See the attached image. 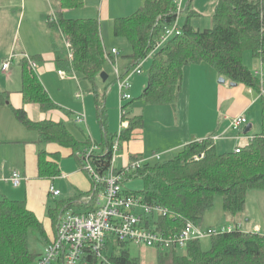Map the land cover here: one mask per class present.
Instances as JSON below:
<instances>
[{
    "label": "trees",
    "instance_id": "1",
    "mask_svg": "<svg viewBox=\"0 0 264 264\" xmlns=\"http://www.w3.org/2000/svg\"><path fill=\"white\" fill-rule=\"evenodd\" d=\"M83 8L84 0L54 1L55 20L51 21L48 16L47 26L57 69L75 75L78 82L88 84L89 92L93 94L103 131L99 145L89 137L76 140L62 122H33L28 118L25 105H35L44 113L59 109L30 65L31 61L36 62V57L23 56L18 61L21 68L19 94L23 105L12 111L17 122L38 134L37 143L67 147L80 164L86 149L92 145L101 148L100 154L92 153L90 164L97 174L104 175L111 166L114 141L120 150L133 140L143 129V117L129 115L126 110L128 104H122L120 119L128 126L119 137L107 134L104 99L99 96L97 86L107 61V52L98 20L70 17L73 11ZM181 13H178L176 0H145L129 16L114 20V36L125 38L131 48L122 76L151 55L148 84L140 99L153 106H169L177 102L185 67L207 65L230 84L243 85L257 94L261 121L260 131L252 135L247 145L239 148V153L218 152L214 138L210 136L185 145L175 157L164 162L151 164L147 159L131 156L127 166L115 168L116 173L122 174L121 185L125 195L139 197L144 204L162 210L154 223L156 230L164 236L179 234L187 223L201 229L203 217L212 208L217 195L222 197L224 213L236 217L245 214L249 192L264 191V94L261 93L259 78L242 62L243 53L250 51L264 65V0H217L213 26L203 31L192 28L190 19L197 14L187 11L185 23L178 26L181 34L154 50L165 29L173 25ZM8 101L9 93L0 92V108L9 105ZM46 155L45 151L38 153L37 172L42 179L56 177L59 173L58 156L47 160ZM137 161L141 162L137 168L126 171ZM131 180H140L141 190L124 189V184ZM87 195H79L78 198ZM54 202L56 206L48 208V216L55 232L66 210L91 208L80 205L75 199ZM88 202H92L91 199ZM210 239L211 248L207 251L202 249L200 240L188 242L182 255L176 254L173 248L166 252L158 251V264H264V234L244 232L238 223L232 226L231 231ZM36 241L43 248L52 242L45 237L41 222L26 208L25 202L1 198L0 264H34L42 251L35 247ZM113 246L115 248L116 245ZM106 250L107 254L108 246ZM107 258L111 264H138L126 251L118 254L111 251ZM85 262L97 264L90 256Z\"/></svg>",
    "mask_w": 264,
    "mask_h": 264
},
{
    "label": "rangeland",
    "instance_id": "2",
    "mask_svg": "<svg viewBox=\"0 0 264 264\" xmlns=\"http://www.w3.org/2000/svg\"><path fill=\"white\" fill-rule=\"evenodd\" d=\"M27 1L28 2L25 3L26 8L23 12L25 15L23 16L24 19L21 22V26L17 21L14 24V31L17 34L19 31L22 38L25 37L26 29L28 27L35 24V22H39L37 17L41 18V20H47V16L50 12L47 11L45 13L43 10L39 9L40 7H43L44 5L46 6V4H48L46 0ZM144 1L145 0H112V5L110 8L114 10L116 7H118L121 12L118 14L119 17L129 16L135 12L138 7L142 6ZM30 2L34 4V8ZM126 4L129 5L128 8H126ZM216 4L217 0H181V10L183 12L180 14L178 19V26H183L186 21V15L188 11L195 12L197 14L190 19V25L192 28L200 31L211 28L213 26V15ZM99 7L100 0H86L84 11H78V13L72 12L70 17L97 20L96 16ZM17 12L19 13L20 11ZM115 18L104 20L103 22H99V24L105 49L108 51V53H110L112 50H116L119 53L115 66L121 75L124 68L122 62H127L126 56L131 53V48L125 38H116L114 36L113 25ZM30 29H32V26ZM28 31V34L30 35L29 38L32 41L34 39V33H32L31 30ZM16 36L17 35L14 37ZM48 45L50 44L46 43L47 48H50ZM12 57L13 56H9L6 58V61ZM242 62L253 74H255L256 70L262 71V69H264V65L262 66L260 60L254 58L250 51L243 53ZM43 64L44 63H42V65ZM150 65L151 58L148 57L143 64V73L141 75H133L129 79V84L131 85L132 89L130 88L128 94L130 95L131 99L124 102L123 104H128L126 110L129 115H138L143 117V130L145 131L144 137L146 145L150 150L147 160L149 163L153 164L156 162H164L165 160L175 157L184 147L183 145L181 148H178L168 154H163L164 149L171 147L180 138L177 136V130L172 127L174 124V118L168 119L167 113L168 115L170 114L172 117H174V113L178 107L180 110L182 109V105H184V108L186 109H184V111L180 110L181 114H179L181 121L184 123V126H180V130H192L194 127L196 128V126L204 127V125L207 124L210 126V128H215L219 124V118L217 114V98L219 96L218 91L220 88H225L228 90L231 88L229 87L230 83L228 81H226L224 84H221L219 81L221 79L225 81V79L220 77L209 66L203 64L191 65L185 67L183 76L185 90L183 95L179 98V103L176 102L174 105L169 106L149 105L145 100L140 99V96L148 84L147 73ZM1 68L2 65L0 63V92H8L9 96H11L12 93L18 94L21 88L20 66L17 63L12 65L9 70L10 74L9 72L8 74L4 73ZM103 72L107 75V80L105 82H103L102 79L98 80V93L99 96L101 98L103 97L104 99L103 106L107 112L108 132L111 135H115L118 133L121 119L118 103L119 92L114 66L106 61L103 67ZM65 75L68 76L69 74ZM71 76H73V74ZM72 84L75 93L78 91V89L83 92L82 101L77 99L76 102H78L80 105H83L87 124H77V126H75L72 123L73 118H70L71 121L66 120L64 124L66 125L67 130L76 140L82 141L86 137L90 138L91 136V141L94 140L96 144L99 145L102 140L103 131L97 118L93 94L89 92V86L84 82H78L77 85V82L74 80ZM255 95L258 97L257 94ZM252 99L254 100L255 98L252 97ZM33 107L39 110L37 106L33 105ZM245 117L248 121V124L252 126V129L248 133V135L252 136L257 133L258 130H260L261 115L259 100H256L253 107L245 114ZM127 126L124 129H126ZM1 128H3V126ZM243 130L244 129L242 127L240 131L241 134ZM237 133V131H231L224 137L222 133L218 132V129H215V133L213 132L212 138H214L215 143H217L216 140L218 141V147L216 148L217 151L220 153L234 152V145H238L237 147H244L246 144L245 141L235 140ZM31 134L34 136V138L37 135L35 132H31ZM241 136L242 138L244 137L243 134ZM229 137L232 139L229 140ZM27 146L28 148L25 152L23 145L13 143L7 144V148L0 152V198L25 202L26 208L29 209L41 222L45 232V237L49 241H53L56 232L54 229V224L48 216V208L52 206L54 207V205L56 206L54 201L67 199L68 197L79 192H89L93 187L92 181L90 180V176L86 171L88 167L84 161L81 163L82 165L78 164L76 159L71 156L72 153L69 148L52 143L48 146L47 150L50 153L49 157L53 158V156H58V168L60 174V177H52L55 179L53 185L54 188L60 192L58 197L52 198V196L49 194V187L52 183V180L50 179L52 178H38V157L36 153L39 147L36 146L35 148V145L31 143L30 140L28 141ZM101 152V148L97 147L95 154H100ZM152 153L159 155L160 158L158 160L153 159ZM128 162L129 161H125L123 159V150H118L115 155L114 167H123L125 164H128ZM14 170L22 173L25 181V184L22 183L16 188L13 187L12 184L6 179L9 177V173ZM72 170H77V173L69 175ZM125 188L131 191H139L142 188V184L140 180H131L130 182H126L124 184V189ZM261 197H264V192H249L247 196V209L245 214L232 217L227 216L224 213L222 197L219 195L215 196L212 208L207 211L203 217V221L200 226L201 230L228 229L229 227H234L239 223L240 226H242L241 229L248 232L255 229L254 226L259 224L263 226L262 234H264V216H262L261 212L262 206H264V204H262L260 201ZM150 221H153L152 218H150ZM153 226L154 225H152V227ZM114 244L116 245L115 248L113 246ZM200 244L203 250H209L211 248L210 237L200 239ZM35 247L39 248V250H42L43 245L36 241ZM108 247V255L111 253V251L116 252V254L120 253L121 251H126L129 254V257L132 260H135L138 264H158V250L155 248H149L144 245H135L130 243L117 245L116 242L112 241ZM184 252V249L176 250V254L179 255L184 254Z\"/></svg>",
    "mask_w": 264,
    "mask_h": 264
},
{
    "label": "crops",
    "instance_id": "3",
    "mask_svg": "<svg viewBox=\"0 0 264 264\" xmlns=\"http://www.w3.org/2000/svg\"><path fill=\"white\" fill-rule=\"evenodd\" d=\"M46 1L48 4H46V6L44 5L43 7L39 8L43 10L45 13L47 11L49 12L52 10L53 2L56 0H46ZM85 1L86 0H84V8L79 12L84 11ZM26 2L28 1L27 0H0V63L3 66V64L6 62V58H8L9 56H13V60L15 59L6 70H3L2 68L1 69L4 73L8 74L9 72L10 74V71H9L10 67L14 65L15 63L18 64V61L21 57L23 56L36 57L37 60L35 64L37 67H36L35 73L37 74V77L39 78L41 84L43 85L50 99L58 106L59 109L52 110L47 113H43L39 111L38 109L34 108L33 105H25L24 108L27 111L28 118L33 122L52 121L56 123L57 122L64 123L66 120L71 121L70 118L71 119L73 118L72 123L75 126H77V124H75L74 121L77 116L81 114H85V109L83 105H80L76 101L77 99L82 101L83 97H79V94L81 91L80 89H78L76 93L73 89L72 82L74 80L77 82V85H78V80L75 75L71 76V74H69L67 76L65 75L64 72L62 76L58 74L59 70L57 69L54 63V60H53L54 57L52 53L51 39H50L51 33L47 26L48 24L47 20H48L49 15L47 16V20L45 19L41 20V18L37 17L39 22H35V24L31 25L32 29H30L31 26L26 29V34L24 38L21 37L19 31H18V34L14 31V27H15L14 24L16 23V21L21 26V22L24 19L23 16L25 15V13L23 12L26 8V4H25ZM30 4L34 8V4L32 2H30ZM111 5H112V0H100V7H99V10L97 11V16H96L99 22H103L104 20L113 19L115 17L121 18V16L119 17L118 15L119 13H121L120 9L116 7L113 10L110 8ZM128 6L129 5L126 4V8H128ZM140 7H138V9ZM17 11H20V12L18 13ZM63 12L67 13L66 10H64ZM73 12L78 13V11H73ZM122 17H126V16H122ZM28 30H31L32 33H34L33 34L34 39L32 41L29 38L30 35L28 34L29 32ZM15 35L17 36L14 37ZM46 43L50 44L48 45L50 46V48H47ZM105 51L108 53L106 49ZM118 55L115 58V61L118 58ZM42 63L44 64L42 65ZM122 63H123L124 68H123V72L121 76L125 72V67L127 65V62L123 61ZM262 71L264 73V69H262ZM184 72H185V69L183 71V76H184ZM226 81L227 80L225 79V83ZM229 87L231 89L228 90L225 88H220L218 91L219 96L217 98L218 99L217 114L219 118V124L215 128H210V126L207 124V125H204V127L196 126V128L194 127L192 130L191 129L187 131L180 130V126L181 125L184 126V123L183 121H181L179 114H181V111H184V109H186L184 108V105H182V109H180L181 111L179 110V107H178V109L174 113L175 114L174 117H172L170 114L168 115L167 113L168 119L174 118L173 119L174 124L172 127L177 130L178 132L177 136L180 138L171 147L163 150L164 155L178 148H181L183 145L185 146L192 142H199V141L207 139L208 137L213 135V132L215 133V129H218V132L222 133L224 137L227 134H229L231 131H233L229 127L231 120L241 115L245 116V114L253 107L256 100H258V97H256L254 92H252L250 89L246 88L243 85L231 86L230 84ZM184 90H185V87H184V84H182V89L177 99V103H179V98L183 95ZM82 95H83V92H82ZM252 97H254L255 99L253 100ZM8 102H9V105H6L0 108V152H2L3 149L7 148L6 147L7 144H12V143L23 145L25 152H26L28 148L27 144H28V141L30 140V142L35 145V148L36 146L39 147L38 151L36 149L37 157L40 151H45L47 153L46 159L53 160L52 157H49L50 153L47 150L48 146L52 143H48L45 145L37 143L38 134L35 132L37 135L34 138V136L31 134V132H34V131L25 129L19 122H17L12 109H17V108L22 107L23 104H22L20 94L12 93V95L9 96ZM1 110H4V111H1ZM177 112H178V115H177ZM106 116H107V112H106ZM247 125H248V121H247ZM2 126L3 128H1ZM245 127L246 126H244L243 129H245ZM241 129L237 131L238 133L235 136L236 137L235 140L236 141L243 140L246 142L245 145H247L252 136L248 135V133L244 134L243 133L244 130H243L242 134L244 135V137L242 138L241 136L242 134L240 132ZM251 129H252V126H251ZM259 131L260 130H258L257 133ZM107 134L111 135L108 132V129H107ZM144 136H145V131L142 129L140 133L133 140H131L130 142L122 146L121 150H123V159L125 161H129V158L131 156L142 157L144 159H147L149 157L150 150L148 149V146L146 145ZM90 139H91V136H90ZM231 139L232 138H230L229 140ZM216 142L217 143L214 142V144H215V147L217 148L218 141L216 140ZM237 146L238 145H234L235 148H237ZM154 154L155 153H152V157ZM76 161L78 162V164H80L78 159H76ZM57 168H58V164H57ZM13 172H17V171L14 170L11 173H9V177L11 176ZM58 172H59V168H58ZM75 173H77V170H72L69 173V175H73ZM20 174L23 179L20 185L22 183L25 184L24 176L22 173ZM56 177H60V174L58 173ZM54 178L50 179L52 180L51 182L53 185H54V180H55ZM92 185H93V181H92ZM89 192H79L64 200L75 199L80 205L86 206V207L90 206L91 208H93L94 198L93 200H91L92 202L90 203L88 202V199H91L93 196V190L91 189ZM257 192H264V191L257 190ZM85 194L86 195L88 194V195L85 197L78 198L79 195H85ZM260 201L262 204H264V197H261ZM246 209H247V203H246ZM68 210H73V209H68ZM84 210H87V208L80 209L79 212L84 211ZM261 212H262V216H264V206H262ZM254 228L255 229H253L252 231H248V232H259L262 234L263 226L258 224V225H255Z\"/></svg>",
    "mask_w": 264,
    "mask_h": 264
},
{
    "label": "built area",
    "instance_id": "4",
    "mask_svg": "<svg viewBox=\"0 0 264 264\" xmlns=\"http://www.w3.org/2000/svg\"><path fill=\"white\" fill-rule=\"evenodd\" d=\"M176 1L178 13H181V0ZM49 18L51 21L55 20L53 10L50 11ZM180 34L181 31L178 28L177 19L173 25L165 29L154 50L170 38ZM66 46L69 48L68 43H66ZM117 55L118 52L112 50L107 53V61L114 66L120 109L124 102L131 99L128 94L131 88L129 79L133 75H141L143 73L142 66L144 61L151 55L140 61L134 69L124 76L119 74L115 66ZM12 62L13 57L3 64L2 69L6 70ZM30 65L35 71L37 67L35 62L31 61ZM58 74L60 76L63 75L61 71ZM255 75L261 82V93L264 94V74L260 70L256 71ZM79 97H82V91H80ZM121 114L122 111L120 109V116ZM74 123L85 124V115L77 116ZM246 125L247 120L243 115L233 118L230 122V128L233 131H239ZM126 126L127 122L121 121L117 137L120 136ZM239 148H235L234 152L239 153ZM96 149V146L92 145L81 156L82 162L84 161L88 167L86 171L93 181V196L91 200L94 198V207L81 212L65 211L57 225L54 240L42 249L34 264H86L87 256L92 257L97 264H111L106 254V248L111 244V241L122 244L144 245L149 248H155L159 252H166L171 248L174 250L185 249L191 240H200L232 230V227H229L228 229H208L203 231L191 223H187L179 234L172 236L162 235L156 230L154 223L155 218L162 210L157 206L144 204L139 197L125 195L123 192L121 185L122 174L116 173L114 167L115 155L119 150L117 141H114L111 146V166L104 175L97 174L90 164L92 153ZM152 158L157 160L159 155L154 154ZM140 163V161L133 162L130 167L126 168V171L129 168H137ZM22 180V176L18 172H13L7 179L15 188L19 187ZM49 194L52 198L60 195V192L54 188L52 183L49 187ZM150 218H152V222ZM152 225L154 226L152 227Z\"/></svg>",
    "mask_w": 264,
    "mask_h": 264
},
{
    "label": "water",
    "instance_id": "5",
    "mask_svg": "<svg viewBox=\"0 0 264 264\" xmlns=\"http://www.w3.org/2000/svg\"><path fill=\"white\" fill-rule=\"evenodd\" d=\"M100 78L102 79L103 82H105V81L107 80V75L103 72V73H101ZM219 82H220L221 84H224V83H225V81H224L223 79H221ZM231 86H236V85H235V84H231ZM250 130H251V125L248 124V125L245 127L243 133H244V134H247V133L250 132Z\"/></svg>",
    "mask_w": 264,
    "mask_h": 264
},
{
    "label": "clouds",
    "instance_id": "6",
    "mask_svg": "<svg viewBox=\"0 0 264 264\" xmlns=\"http://www.w3.org/2000/svg\"><path fill=\"white\" fill-rule=\"evenodd\" d=\"M247 126V125H246Z\"/></svg>",
    "mask_w": 264,
    "mask_h": 264
}]
</instances>
